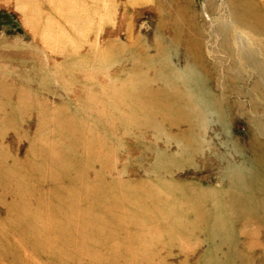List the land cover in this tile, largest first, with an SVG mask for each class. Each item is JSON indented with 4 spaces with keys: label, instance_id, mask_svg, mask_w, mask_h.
Returning a JSON list of instances; mask_svg holds the SVG:
<instances>
[{
    "label": "rangeland",
    "instance_id": "rangeland-1",
    "mask_svg": "<svg viewBox=\"0 0 264 264\" xmlns=\"http://www.w3.org/2000/svg\"><path fill=\"white\" fill-rule=\"evenodd\" d=\"M230 1L0 0V264H214L242 223L256 249L238 264H260L259 222L236 224L223 209L228 166L242 158L215 116L196 112L197 83L248 102L221 86L243 76L253 92L258 76L240 51L262 55L264 32L238 24ZM227 112L248 143L242 110ZM37 187L58 193L52 214ZM8 206L29 221L22 232ZM29 235L53 240L38 248Z\"/></svg>",
    "mask_w": 264,
    "mask_h": 264
},
{
    "label": "bare ground",
    "instance_id": "bare-ground-1",
    "mask_svg": "<svg viewBox=\"0 0 264 264\" xmlns=\"http://www.w3.org/2000/svg\"><path fill=\"white\" fill-rule=\"evenodd\" d=\"M159 1H161L167 7L170 6V8H172L171 6L174 3L172 2V0H159ZM230 5L232 7L231 9L234 10V20L238 24H242L241 26L243 25L251 26V28L256 30V32H260V31L264 32V20L263 17L261 16L262 9L257 2H255L254 0H231ZM176 11L172 12V10L169 9V12L167 11L166 12L168 13V16H170L172 19L178 21V19L180 18L179 16H177ZM222 31L225 33L224 28H222ZM175 33L178 36L179 34L178 30L175 31ZM227 45L228 42L225 40L222 47L225 48ZM240 52L243 59L247 61V64H249L250 66L253 67V69L256 70V73L258 75L257 78H255L251 83L249 82V84L253 87V92L246 88L248 84L247 83L248 79H246L243 76L242 78L236 79L235 77L228 75V77H226L225 79L227 85L224 83L221 87H223L224 90L230 91L231 93H234V90H236V94L241 96L242 98H248V102L242 100H234V99L228 100L227 95H223V94L217 95L209 91L207 89V86L204 85L202 82V86L199 83H197V86L200 87L199 93L204 102L202 103L201 107H198V110L196 108V112H197V116L202 122L208 120L209 117L214 115L215 116L214 118H216L217 122L220 125L224 126L226 134L230 135L233 151L238 153L242 158L239 165L228 166L227 186L230 191L224 196V202H225L223 208L224 212L229 214L230 211H235V214L232 216L231 219L235 220L236 224H239L241 222L252 223L254 220H257L261 228L264 230V122L260 115L261 113L264 114V83H263L264 63L261 57H259L261 54H258L255 51L242 50ZM261 52L264 57V50H262ZM186 58L191 60L196 59V61H198V63L201 65V68L203 70L207 71L209 68L203 56L200 55L196 58L192 54V51L189 49H187ZM220 65L221 64L219 62H216V64H214V68H216L217 70L221 67ZM228 70H231V68H228ZM229 87H231L232 90ZM233 87H235V89ZM246 106L250 107V109L252 110V115L243 111L246 108ZM230 108H235L238 111L242 110V112L240 113L242 117L241 116L240 117L243 119L240 120H244V122L247 123L248 128L245 131V133L248 139V143L247 142L244 143L241 136H237L236 131L239 130V122L237 120L234 121L233 123V129L232 127H227L226 117L228 113L227 111H229ZM243 144H246L247 147H244ZM30 161L31 159H27L23 163V166L27 170L32 169L30 166L32 165ZM45 175L46 174H44V177H46ZM33 176L43 177V174L34 173ZM37 190L40 193L39 204H42V208H43L41 212L42 213L47 212L52 214L53 210H55V207L49 204V200L50 197L52 198L54 196H57L58 193L53 191L51 192L50 195H48L47 194L48 192L47 193L42 192L41 188L37 187ZM96 199L97 198H95V200ZM99 200L104 201V199L101 197H98L97 199L98 203L100 202ZM85 202L90 203L92 202V200L90 199ZM80 203L83 204V202H79L75 198L74 200H72V202L68 203L69 208L66 209V212L71 215L72 210L74 209L75 211V209L78 206H80ZM200 209L202 210L203 207L195 208L194 211L197 210L200 211ZM15 210H16L15 213L19 215L17 217V223L15 225H12L11 228L22 232L23 229L26 226H28L30 223L28 220L24 221V219L21 218V215H23L22 210H17V209ZM15 210L11 206H8L6 210L7 216L13 214V211ZM188 211H190V209L186 210L187 213H189ZM77 213L78 211L76 210V214ZM205 218H206L205 216H200L199 223L201 222L203 223V221L206 220ZM49 224H50L49 226L48 224L46 225L47 228L52 225V222H49ZM243 224L244 223H242V225L240 224V227L239 226L236 227L237 229L235 230L227 229L228 232H225V234L223 233L211 234L212 236L215 235L218 238L219 237L221 238L223 234L224 235L222 236L223 246H224V242H228V243L231 242L229 246L225 247L227 248L228 252L224 256V258L214 260L213 262L214 264H238L247 261L249 262L250 256L245 255L244 253L246 252V250L252 253V251L254 252L256 248L251 247L250 245L251 242H248V240L251 239L253 235L247 234L245 236L244 232H242L244 229ZM34 226L37 227V225ZM4 227L6 228V226ZM243 235L246 237V242L243 241ZM82 236L84 237V235ZM35 239L36 240L33 239L32 235L31 236L29 235L27 237V242L33 240L32 242H34V244L38 248H40V246L43 245V242L50 244L52 243L53 240L50 238H47L46 241L39 240L38 238ZM219 246H221V244ZM38 248H37L38 251L37 253H39ZM214 248H216L214 250H217L218 246L214 245ZM258 249H260V247ZM258 259L260 264H264L263 247L262 249H260ZM16 261L18 262L20 260L17 259Z\"/></svg>",
    "mask_w": 264,
    "mask_h": 264
}]
</instances>
